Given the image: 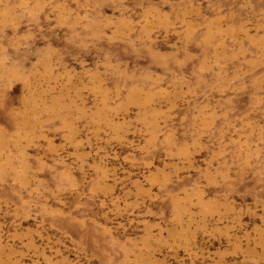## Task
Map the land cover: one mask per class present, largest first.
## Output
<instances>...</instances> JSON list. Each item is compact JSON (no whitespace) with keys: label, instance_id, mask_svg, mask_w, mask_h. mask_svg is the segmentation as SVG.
Listing matches in <instances>:
<instances>
[{"label":"rangeland","instance_id":"obj_1","mask_svg":"<svg viewBox=\"0 0 264 264\" xmlns=\"http://www.w3.org/2000/svg\"><path fill=\"white\" fill-rule=\"evenodd\" d=\"M0 264H264V0H0Z\"/></svg>","mask_w":264,"mask_h":264}]
</instances>
